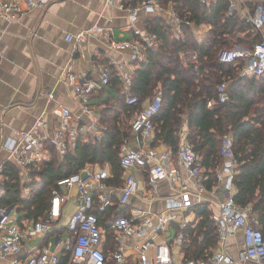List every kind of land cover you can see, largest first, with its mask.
Wrapping results in <instances>:
<instances>
[{"label":"built area","instance_id":"built-area-1","mask_svg":"<svg viewBox=\"0 0 264 264\" xmlns=\"http://www.w3.org/2000/svg\"><path fill=\"white\" fill-rule=\"evenodd\" d=\"M52 0H0V13L6 18H11L15 10L20 14L36 7H46ZM108 3L120 5L129 13L131 20H135L140 11L147 13H167L172 18L171 26L176 40H184V19L171 5H166L163 0H107ZM214 0H200L209 5ZM228 12L234 14L241 12L242 18L249 24L252 33L264 34V2L250 6L246 0H227ZM101 29L94 25L89 29L81 30L76 35L68 33L66 38L78 43L86 41L92 31ZM158 39L154 34L143 36L141 39H132L122 42H113V45L122 51H128L130 60L140 64L148 60V51L158 47ZM183 55V54H182ZM1 57V49H0ZM221 62L241 65V75L260 78L264 76V36L257 41L253 48L241 45L224 47L219 52ZM115 62V61H114ZM117 74L123 80V89L127 104H136L138 97L132 92L136 69L129 70L128 62H115ZM71 65L68 69L69 81L80 102L82 113L96 117L97 107L92 105L91 98L97 88L110 85L112 80V67L99 64L96 67L97 76L88 79L86 76L76 74ZM228 83L222 82L219 87V101L228 99ZM163 103V91L156 92L149 102L140 109L131 121L132 132L137 140L142 139L140 147H135L126 141L121 147V165L124 168L123 183L120 187L118 206L128 205L132 196L139 191V182L133 171L141 168L148 171L149 185L154 195H158V181L166 179L172 194L166 197V209L157 212L152 210L131 209L129 214L122 213L114 219L115 240L118 248L114 257L124 264L129 263L124 254V241L136 235L146 236L150 232L165 231L176 222L182 211L205 202L208 191L205 185L207 174L201 156L195 151L193 145L184 140L176 155L171 151H159L153 146L154 122L153 117L159 112ZM185 126H183V130ZM105 127L98 116L90 123L75 122L72 109L62 106L58 124L53 134L48 132V125L44 117L40 116L28 130L17 131L15 137L6 142L8 149L6 159L0 163V200L7 191L5 168L8 162L15 163L20 171L21 185L24 192H30L29 183L32 182L33 168L39 169L45 162L53 158L52 147L55 148L60 159L74 150L78 141L95 142L103 135ZM185 133L182 132V134ZM146 139L148 141H146ZM222 156L224 157L217 171V179L221 181L225 175L224 199L220 203L221 211L214 216L218 241L225 242L233 236L237 229L242 227L243 245L240 250V259L264 263V231L255 214L252 204L238 205L234 198V178L237 174V160L234 152V136L225 133L222 136ZM175 159L188 170L187 175L176 166ZM113 174L109 165L92 169L89 166L58 181L59 187L52 190L51 209L46 218L28 221L20 225L17 218L13 217L14 206H0V258H9L17 255L27 239L41 235L45 236L55 227V221L62 213V207L69 199L64 193V188L77 187V210L71 215L67 228L69 236L61 240L63 254L70 253L68 264H108L109 256L104 249V229L95 210L105 211L113 205V197L102 189L107 186V179ZM23 178V179H22ZM185 224V223H184ZM178 242L185 240L183 232L178 235ZM147 240L145 245L149 243ZM51 242L47 246L34 247L27 257L22 260L15 256L7 264H60L61 256L50 251ZM141 264H150L147 255L142 249L138 256ZM234 260L225 251H219L208 260L188 261L186 264H232Z\"/></svg>","mask_w":264,"mask_h":264},{"label":"trees","instance_id":"trees-1","mask_svg":"<svg viewBox=\"0 0 264 264\" xmlns=\"http://www.w3.org/2000/svg\"><path fill=\"white\" fill-rule=\"evenodd\" d=\"M163 1H171L184 19L185 37L176 40L172 28L159 17L150 22L159 44L148 51V60L141 62L136 70L132 92L137 95L138 102L126 103L123 80L113 72L109 86L115 94L106 91V106L101 115L105 127L102 137L95 142L80 139L76 148L63 159L52 147V160L31 171L33 180L28 185V195L23 194L18 166L8 162L5 168L7 191L0 206H14L20 219L46 218L51 209L52 190L59 187L58 181L87 165H109L113 176L107 183L122 185L124 168L120 152L133 134L131 121L161 89L163 103L153 117V146L158 147L163 142L176 155L184 140H188L201 156L207 174L206 188L213 190L219 184L217 171L224 160L221 138L225 133H232L237 160L233 198L238 205H253L264 231V76H243L242 62H221L218 57L224 47L253 48L263 38V33H252L238 12L229 14L227 0H214L209 5L200 0ZM203 23L210 30L198 39L194 26ZM224 81L228 83V99L222 102L219 101V87ZM109 86L102 88L100 95ZM117 205L105 211L95 210L101 226L107 223V240L111 244L115 243L109 221L119 216V213L113 216ZM190 209L195 219L182 229L179 226L185 236L184 260H208L218 243L213 211L205 202ZM123 212L130 213L129 210ZM69 259L70 253L60 264H67Z\"/></svg>","mask_w":264,"mask_h":264},{"label":"crops","instance_id":"crops-1","mask_svg":"<svg viewBox=\"0 0 264 264\" xmlns=\"http://www.w3.org/2000/svg\"><path fill=\"white\" fill-rule=\"evenodd\" d=\"M246 1L250 6L264 2V0ZM169 4L174 7L171 1L166 3ZM12 13L11 18H6L0 13V163L9 153L5 147L6 142L15 137L17 131L31 128L40 116L45 118L50 134H53L58 124L62 106L72 109L75 122L90 123L98 116L101 117L102 110L106 106L104 96L100 95L102 88L95 90L90 102L97 107L96 117L82 113L80 102L68 78L70 65L73 72L88 79L96 78V67L99 64L109 65L115 74H117L116 61H126L129 70H138L140 65L130 60L129 52L119 50L113 42L141 39L145 35L153 34L150 22L158 17L164 24L170 27L173 25L169 14L147 13L145 10L140 11L135 20H131L126 9L120 5L110 4L107 0H52L46 7H36L24 14L15 10ZM239 14H243L242 11ZM96 24L101 29L92 31L86 41L78 43L77 49L74 46L75 42L66 38L68 33L76 35L81 30L89 29ZM194 30L196 37L201 39L209 32L210 27L203 23L194 26ZM107 91L115 94V90L110 86ZM122 93H124L123 87ZM141 141L142 139L137 140L135 134H132L128 140L135 147H140ZM157 149L170 151V147L163 142ZM175 162L181 172L187 175L188 169L178 160L175 159ZM87 166L98 169L106 165ZM133 173L138 179L139 191L131 197L128 205L123 207L117 205L113 216L117 213L120 215L124 213L123 211H131L133 208L157 212L165 210L166 197L172 194L168 181L166 179L158 181L156 196L148 183V171L137 168ZM224 178L225 175L213 190H208L205 194V203L209 204L213 216H217L221 211L220 203L225 196ZM120 187L121 185L108 184L102 189L113 197V205L118 201ZM63 191L69 199L63 205L62 213L55 221V227L45 236H33L23 242L21 251L15 255L19 259L24 260L34 247L47 246L51 242L50 251L57 253L61 256V261L63 260L65 254L61 240L66 239L70 234L67 224L78 205L77 187L64 188ZM23 194L27 195L24 190ZM12 214L20 225L29 221L26 218L20 219L16 209ZM195 217V213L189 208L182 211L179 219L167 230L150 232L146 236L136 235L132 239L125 240L123 247L126 259L129 263L141 264L138 256L144 249L150 264H186L182 252L184 241L179 243L177 239L182 232L181 229ZM115 218L117 216L109 221L113 234L112 224ZM102 227L105 235L104 249L109 256L108 264H124L113 256L118 248L115 235V244H111L107 240V223L102 224ZM243 232V228L240 227L227 241H218L212 248L213 254L219 251L227 252L234 260L232 264H264L240 259ZM147 240L150 241L145 245ZM15 256L0 258V264H7L8 260Z\"/></svg>","mask_w":264,"mask_h":264},{"label":"rangeland","instance_id":"rangeland-1","mask_svg":"<svg viewBox=\"0 0 264 264\" xmlns=\"http://www.w3.org/2000/svg\"><path fill=\"white\" fill-rule=\"evenodd\" d=\"M104 89V88H103ZM106 91L107 90H103V93H101L103 96H104V98H106ZM129 122V121H128Z\"/></svg>","mask_w":264,"mask_h":264}]
</instances>
